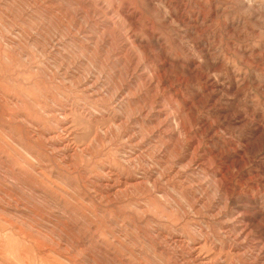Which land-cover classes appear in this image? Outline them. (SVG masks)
Listing matches in <instances>:
<instances>
[{
    "label": "rangeland",
    "instance_id": "1",
    "mask_svg": "<svg viewBox=\"0 0 264 264\" xmlns=\"http://www.w3.org/2000/svg\"><path fill=\"white\" fill-rule=\"evenodd\" d=\"M36 263L264 264V0H0V264Z\"/></svg>",
    "mask_w": 264,
    "mask_h": 264
},
{
    "label": "bare ground",
    "instance_id": "2",
    "mask_svg": "<svg viewBox=\"0 0 264 264\" xmlns=\"http://www.w3.org/2000/svg\"><path fill=\"white\" fill-rule=\"evenodd\" d=\"M111 16H113V15H111ZM115 17V16H114ZM126 32V31H125ZM126 34V33H125ZM159 106V105H158ZM49 113V112H48ZM65 114V113H64ZM66 117V116H65ZM68 117V116H67ZM66 117V118H67ZM63 120V119H62ZM58 134V133H57ZM60 134V133H59ZM57 137H59V135H57ZM56 136H53L52 138L54 139V138H57ZM61 140V139H60ZM112 178V177H111ZM37 264V263H36Z\"/></svg>",
    "mask_w": 264,
    "mask_h": 264
}]
</instances>
